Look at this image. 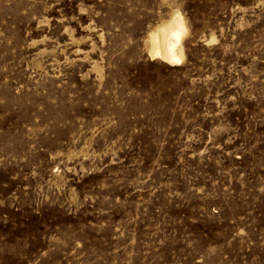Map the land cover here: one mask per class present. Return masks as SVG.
<instances>
[{"label":"rangeland","instance_id":"obj_1","mask_svg":"<svg viewBox=\"0 0 264 264\" xmlns=\"http://www.w3.org/2000/svg\"><path fill=\"white\" fill-rule=\"evenodd\" d=\"M0 0V264H264V0Z\"/></svg>","mask_w":264,"mask_h":264},{"label":"clouds","instance_id":"obj_2","mask_svg":"<svg viewBox=\"0 0 264 264\" xmlns=\"http://www.w3.org/2000/svg\"><path fill=\"white\" fill-rule=\"evenodd\" d=\"M169 12L151 23L143 35L144 48L150 58L167 63H182L186 58L185 41L191 35V23L181 0L169 3Z\"/></svg>","mask_w":264,"mask_h":264}]
</instances>
